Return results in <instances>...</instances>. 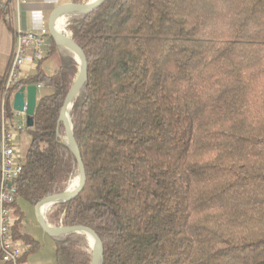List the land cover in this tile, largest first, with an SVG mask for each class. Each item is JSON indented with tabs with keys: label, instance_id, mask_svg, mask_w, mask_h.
Returning <instances> with one entry per match:
<instances>
[{
	"label": "trees",
	"instance_id": "trees-1",
	"mask_svg": "<svg viewBox=\"0 0 264 264\" xmlns=\"http://www.w3.org/2000/svg\"><path fill=\"white\" fill-rule=\"evenodd\" d=\"M66 29L88 60L71 108L87 180L47 221L92 227L101 264H264V0H106ZM78 71L63 53L14 88H51L27 127L16 210L77 173L59 116ZM55 240L58 264H91L86 234Z\"/></svg>",
	"mask_w": 264,
	"mask_h": 264
},
{
	"label": "built area",
	"instance_id": "built-area-1",
	"mask_svg": "<svg viewBox=\"0 0 264 264\" xmlns=\"http://www.w3.org/2000/svg\"><path fill=\"white\" fill-rule=\"evenodd\" d=\"M10 0H0V11H5ZM17 6L26 0H15ZM7 17V15H6ZM68 31V30H67ZM69 32V31H68ZM49 30L24 31L18 24L14 51L5 75L4 88L0 94V256L5 264H22L25 254L33 248L31 241L18 242L14 235L13 203L17 197V179L23 170V160L17 154V131L27 129L26 109L18 110L11 105L12 116H8L7 103L15 92V86L25 78L24 65L29 50L40 57ZM47 84L40 82L37 87Z\"/></svg>",
	"mask_w": 264,
	"mask_h": 264
},
{
	"label": "water",
	"instance_id": "water-1",
	"mask_svg": "<svg viewBox=\"0 0 264 264\" xmlns=\"http://www.w3.org/2000/svg\"><path fill=\"white\" fill-rule=\"evenodd\" d=\"M106 0H88L85 2H64L59 4L51 13L48 28L49 32L55 41L70 50L76 60L79 63V71L74 79V82L69 89L63 106L60 111L59 121H62L65 127V136H63L64 141L70 146L72 149L77 162V174L80 177L79 184L75 188H71L70 185L64 190L52 193L50 195L45 196L40 199L35 204V211L43 229L52 237H60L68 233L78 232L84 233L87 235L89 240V246L91 247L92 257L91 264H101L103 259V250L104 245L102 239L97 234V232L90 226L84 224H76V225H52L47 221L46 212H41V207L46 204H50V206L58 201H66L74 198L78 195V193L84 188L87 180L85 164L82 159L81 151L78 145V142L75 138L73 131V124L71 119V108L73 102L84 86L87 78H88V60L85 51L79 46L76 41L72 38L71 33L67 31V29H58L56 27V19L61 15L65 14L68 11L76 10L77 12L74 15L86 14L98 6L102 5ZM37 84H27L19 87L15 90L13 95V106L15 109L23 110L26 109L28 114V124L32 125V116L35 112V107L37 104ZM67 114L70 116V121L67 118ZM49 206V208H50ZM48 208V209H49ZM90 235L93 236V240H91Z\"/></svg>",
	"mask_w": 264,
	"mask_h": 264
},
{
	"label": "crops",
	"instance_id": "crops-1",
	"mask_svg": "<svg viewBox=\"0 0 264 264\" xmlns=\"http://www.w3.org/2000/svg\"><path fill=\"white\" fill-rule=\"evenodd\" d=\"M70 1L74 0H26V2L20 6H17L15 0H10L7 3L5 11L0 13V19H2V26L0 30V75H6L12 53L16 45L18 24L24 31L38 30L41 27H46L49 30L48 22L52 11L59 4ZM8 22L12 24L13 29H9ZM64 26L66 25L59 27V30L63 29ZM63 53L73 54L66 47L59 45L49 32L46 36V42L39 58L36 57L35 52L32 49L28 51L27 60L23 68L25 78L36 75L39 70H42L49 75L52 74L61 65ZM45 87H48V85L38 88L37 99L39 98V90ZM17 89L18 88L15 90ZM13 99L12 95V106ZM28 136L27 129L17 131L16 143L18 156H20L21 153L24 154L27 150L30 143V137L28 140ZM53 238L55 239V237ZM17 239L18 242L23 241L22 239ZM29 253L30 252L24 255L22 264H34L32 261L30 262L28 260L30 255ZM0 260L2 261V264H5L1 256Z\"/></svg>",
	"mask_w": 264,
	"mask_h": 264
},
{
	"label": "rangeland",
	"instance_id": "rangeland-1",
	"mask_svg": "<svg viewBox=\"0 0 264 264\" xmlns=\"http://www.w3.org/2000/svg\"><path fill=\"white\" fill-rule=\"evenodd\" d=\"M71 17L72 16H70L69 18ZM66 24L67 20L65 22V25ZM1 26L2 19H0V30ZM64 29H66V26H64ZM50 90L51 88L48 85V87L39 90V96L43 95L44 93L50 92ZM63 136H65V134ZM23 157L24 154L21 153L20 158L23 159ZM17 204L19 209L16 210V208L14 207V211L11 213L10 217L14 220L15 223L17 222L16 226L19 231L27 232L39 241V246L34 251L29 253L30 255L28 257V260L30 262L32 261L34 264H58L56 259V241L43 229L40 222L38 221L35 211V204L23 197L18 198ZM0 264H2L1 260Z\"/></svg>",
	"mask_w": 264,
	"mask_h": 264
},
{
	"label": "bare ground",
	"instance_id": "bare-ground-1",
	"mask_svg": "<svg viewBox=\"0 0 264 264\" xmlns=\"http://www.w3.org/2000/svg\"><path fill=\"white\" fill-rule=\"evenodd\" d=\"M76 12H77L76 10H71V11H68L67 13H65V14H61V15L56 19V22H55L56 27L59 29V27H62L63 25H65L66 20H67L70 16H72L73 14H75ZM67 118H68V120L70 121V116H69V114H67ZM65 137H66V136H65ZM79 181H80V177H79L78 174H76V175L72 178V180H71V182H70V187H71V188H75V187L79 184ZM49 206H50V204L43 205V206L41 207V212H44V211L46 212V211L48 210ZM90 238L93 240V236H92V235H90Z\"/></svg>",
	"mask_w": 264,
	"mask_h": 264
}]
</instances>
